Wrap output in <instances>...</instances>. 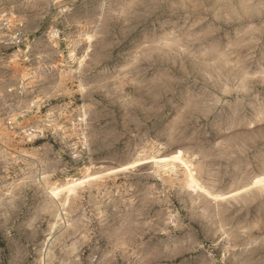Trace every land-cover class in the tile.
I'll return each mask as SVG.
<instances>
[{
    "label": "rangeland",
    "instance_id": "rangeland-1",
    "mask_svg": "<svg viewBox=\"0 0 264 264\" xmlns=\"http://www.w3.org/2000/svg\"><path fill=\"white\" fill-rule=\"evenodd\" d=\"M0 264H264V0H0Z\"/></svg>",
    "mask_w": 264,
    "mask_h": 264
},
{
    "label": "built area",
    "instance_id": "built-area-1",
    "mask_svg": "<svg viewBox=\"0 0 264 264\" xmlns=\"http://www.w3.org/2000/svg\"><path fill=\"white\" fill-rule=\"evenodd\" d=\"M7 23L4 22L3 26H5ZM21 35L22 33L19 30H16L12 37V42L15 44H19L21 42ZM9 123V122H8Z\"/></svg>",
    "mask_w": 264,
    "mask_h": 264
},
{
    "label": "bare ground",
    "instance_id": "bare-ground-1",
    "mask_svg": "<svg viewBox=\"0 0 264 264\" xmlns=\"http://www.w3.org/2000/svg\"><path fill=\"white\" fill-rule=\"evenodd\" d=\"M258 182H260V181H258V180H257V181H254L253 184H256V183H258ZM215 197H217V196H215Z\"/></svg>",
    "mask_w": 264,
    "mask_h": 264
}]
</instances>
